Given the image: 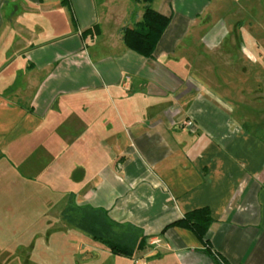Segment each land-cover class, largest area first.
<instances>
[{
  "label": "crops",
  "instance_id": "crops-1",
  "mask_svg": "<svg viewBox=\"0 0 264 264\" xmlns=\"http://www.w3.org/2000/svg\"><path fill=\"white\" fill-rule=\"evenodd\" d=\"M211 1L153 0L170 21L144 57L121 39L143 2L0 0V153L145 238L125 257L86 232L78 264H215L191 231L165 228L198 207L213 253L264 264V0L237 21L219 0V24ZM218 46L219 92L192 57Z\"/></svg>",
  "mask_w": 264,
  "mask_h": 264
},
{
  "label": "rangeland",
  "instance_id": "rangeland-1",
  "mask_svg": "<svg viewBox=\"0 0 264 264\" xmlns=\"http://www.w3.org/2000/svg\"><path fill=\"white\" fill-rule=\"evenodd\" d=\"M223 1L226 3L223 8L227 14L235 15V21L248 18L251 13L249 0ZM210 10L219 24V0L211 1ZM206 51L197 50L192 57L194 61L208 63V83L219 92V46ZM242 92L247 93L244 89ZM262 97L261 94L260 100ZM257 103L261 108L257 106L256 111L264 108V99ZM19 174L20 171L0 153V190L17 191L16 194L11 190L0 193V264H78L81 254L78 247L86 249L89 236L69 223L61 213L72 197L68 192L61 196L51 188H44L40 182L26 181L22 178L24 175ZM79 264L125 263L110 256H99Z\"/></svg>",
  "mask_w": 264,
  "mask_h": 264
},
{
  "label": "trees",
  "instance_id": "trees-1",
  "mask_svg": "<svg viewBox=\"0 0 264 264\" xmlns=\"http://www.w3.org/2000/svg\"><path fill=\"white\" fill-rule=\"evenodd\" d=\"M134 1L144 3L142 17L134 25L122 28L121 39L127 48L144 57H151L170 18L152 7L153 0ZM83 34L87 36L88 29L83 31ZM62 214L69 223L90 234L95 241L104 244L112 254L131 257L135 250L145 245L144 237L137 238L130 231L118 233L115 227L119 224L109 219L103 210L70 203L63 209ZM211 222L209 209L198 207L185 212L180 218L168 223L165 228L178 226L191 231L205 245L204 252L215 264H226L220 255L213 253L209 248L206 234Z\"/></svg>",
  "mask_w": 264,
  "mask_h": 264
}]
</instances>
